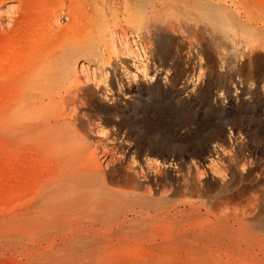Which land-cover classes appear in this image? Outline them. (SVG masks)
<instances>
[{"label": "rangeland", "instance_id": "rangeland-1", "mask_svg": "<svg viewBox=\"0 0 264 264\" xmlns=\"http://www.w3.org/2000/svg\"><path fill=\"white\" fill-rule=\"evenodd\" d=\"M228 1L234 3L235 7H239L240 9H238L244 15L252 16L264 23V0ZM243 2L246 3L245 6L240 5V3L244 4ZM27 4L23 8V13H16L15 11L19 8L17 0H0V32L7 31L5 36L0 37V45L5 43L6 50H4L7 52L9 61H7L5 72L9 80L13 77L15 64H17L15 62H18L23 44L27 43L26 51L30 52L40 41H44L50 36H56L60 42L65 43L74 39L78 34L77 39L82 40L86 37L89 18L97 17L100 13L98 9L90 7L87 0H29ZM59 5H62L60 7L64 9L61 11V25L64 26L68 23L72 27L74 23H77L76 34L70 27L71 29H68L65 36L62 34L57 36L55 31L47 27L52 10L57 9ZM118 7L119 0H117V6L114 4L113 9L102 13L106 20V39H109L113 47L110 48L109 53L107 52L108 57L106 55L109 60L106 59L103 64H99L96 59L81 62L77 73L78 86L68 85L71 93L74 94L81 88L87 91L90 108V115L84 117L85 119H79L77 128L78 134L82 138L79 136V143L74 142L76 144L69 149L70 153L72 152L73 155H78L79 152V155L92 154V159L97 164L100 163L99 165H102L104 169L109 167L113 171L112 174L116 175L115 180L117 178L120 180L109 183V186L113 187L115 191L134 190L137 194L145 193L147 182L145 183L143 180V175L146 174L148 179H151L150 183L154 182L155 178L162 179L166 189L171 185L175 187L181 181L182 176L188 178L191 176L189 179L193 182H199L200 185L202 183V191L199 195L196 191H193L196 193L194 194L192 191L180 190L171 196L169 205L172 206L175 203L177 205L186 201L200 204L208 195L219 192L218 187L221 179L238 180V175H235L238 174V169L237 171L234 168L229 169V161L236 159L235 162H238V158H240V166L247 164V168H254V171L258 173L264 170V90L261 88L264 85V48L248 49L243 56L239 52L235 53L237 51L231 49L230 45L228 46L226 43L223 45L217 42L222 44L220 47L225 48L224 50L222 48V52L221 48L217 51V48L212 44L204 43V47L197 44L192 45L189 38L170 33V35L167 34V37L173 43L169 42L166 47L161 46L156 41V37H152L149 43L137 26L130 24ZM69 10L75 11V19L70 22V17L67 16ZM170 20L172 19L170 18ZM201 37L200 35L199 38L201 39ZM148 43L149 48L152 46L151 51L146 46ZM240 44L237 47L242 50L241 46L244 47V44ZM15 46L16 49H14ZM193 46L194 49H192ZM147 48L148 50H145ZM214 51H221V54L226 51L224 54L227 58ZM234 53L235 57L239 56L235 58ZM221 56L224 62L221 60ZM241 56L243 57L241 58ZM200 60H203L202 63ZM82 64H84L83 69ZM225 64L227 65L225 66ZM142 65L146 66L142 67ZM138 66L141 68L140 70H136ZM144 68L146 72L143 70ZM107 73L109 79H106ZM9 80L3 84L0 82V97L3 98L7 93L8 100L12 102L14 93L10 90L7 92L8 84H12ZM253 81L255 82L254 88L250 86ZM27 127L32 129L34 122L33 124L29 122ZM6 134L0 132V189L5 187L8 180L12 181L13 188L23 184L25 195L18 200L27 198V201H31L35 196L34 193L36 194L43 187L52 183L60 173L52 158L53 152L57 149L55 147L53 151L52 148L55 145L53 142H48L50 137L41 135L37 137V134L30 133L22 139L23 141L21 140L22 142L13 139L7 144ZM81 140L83 143L86 140L88 142L81 147L78 146L81 144ZM15 141L20 145H15ZM44 142L47 145H44ZM110 156L113 157V160ZM129 169L131 172L135 170L136 179L139 181V186L135 189L127 185L120 176ZM115 183L119 185H115ZM244 183L250 195H264V180L259 184V187L258 184L255 187L248 181H244L242 184ZM169 187L168 189H170ZM261 201L264 208V198ZM39 218L43 219L35 216L28 222L20 221L17 227L28 228L37 240H40L42 236L46 237V235L57 237L50 229V221L43 219L45 222H40ZM65 220L67 223L65 232L73 231L75 228L76 231L79 229L82 232L89 229L90 221L79 213H71ZM174 223L175 220L165 216L148 220L145 224L152 227V231H154L157 225L167 227ZM262 231L264 232V230ZM262 231L255 230L256 233L260 232L259 235L264 236ZM112 242L114 247L113 243L111 245L105 243L104 245L108 246L103 248L101 247L104 246L102 245L104 241L100 244L92 243L93 249L88 251L78 264H151L155 260L159 261V264H206L204 261H200L197 256L183 254L177 246L171 248L170 245H166L165 249L159 250L151 247L147 241L139 237L121 235L113 239ZM57 243L60 242L57 241ZM258 244H251L248 247L243 245L241 248L234 245L215 246L210 253V259L207 258V260H211V264H246L253 255L263 252V245ZM43 247L50 250L52 239H45ZM84 247L86 248L81 245V248ZM91 248L88 245V249ZM157 253L158 255H156ZM45 255L38 258L44 259L48 253ZM6 263L41 264L42 262L37 263L34 258H29L23 253L14 256L7 253L0 264Z\"/></svg>", "mask_w": 264, "mask_h": 264}, {"label": "bare ground", "instance_id": "bare-ground-1", "mask_svg": "<svg viewBox=\"0 0 264 264\" xmlns=\"http://www.w3.org/2000/svg\"><path fill=\"white\" fill-rule=\"evenodd\" d=\"M28 1L17 0L19 8L15 12L23 13V8L28 5ZM87 1L90 7L98 9L100 13L97 17L89 18L85 33L86 37L82 40L77 39V23H74L72 27L68 23L64 26L61 25V11L64 9L60 7L62 5H59L57 9L52 10L51 14L49 13L47 27L55 31L57 36L60 34L65 36L71 27L74 29V34H76L75 38L64 43L60 42L56 36H50L48 39L40 41L35 49L30 52L26 51L27 43L23 44L20 51L21 58L19 57L18 62H15L17 64H15L13 77L10 80L9 77H6L5 72L9 62L7 52L5 51V43L0 45V82L3 84L9 80L12 84H8L7 92L10 90L14 93L12 102L8 100L7 93L3 98L0 97V132L7 133V144L13 139L17 142L21 141L30 133L37 134V137H39L38 135L50 137V141L48 142H53L55 145L54 147L52 145L53 151L55 147L57 149L53 152V156H51L56 169L60 172L57 177L53 174L56 177L54 181L43 187L41 191L36 194L34 193V198L32 200L29 199L31 201H27V198H25L26 200H18V198H22L25 195L23 184H20L17 188H13L11 186L12 181L8 180L5 183V187L3 186L0 189V263L7 253H10L11 256L23 253L29 258H34L37 263L78 264L82 261L85 254L93 249L92 243L100 244L104 241L102 245L105 243L111 245L113 243L112 240L116 237L127 235L139 237L147 241L151 247L159 250L165 249L166 245H170L171 248L177 246L183 254L197 256L200 258V261H204L206 264H211V260L209 261L207 258L210 259V253L215 246L234 245L241 248L243 245L248 247L251 244L256 245V243H259L263 245V252L255 254V256L253 255L246 264H264V236L259 235L260 232H255V230H264L262 229L264 227V208L261 205V199L264 198V195H250L247 192L248 188L246 184L244 183L245 186L242 184L244 181H248L255 187L258 184L259 187V184L264 180V170L258 173L254 171V168H247V164L240 166V158H238L239 161L237 159L238 162H235L236 159L235 161H229V169L232 170L234 168L235 171L238 169V174H235L238 175V180L226 181L221 179L218 187L219 192L208 195L205 200L199 201L200 204L194 201H186L177 205L175 203L172 206L169 205L171 196L180 192V190L184 192L196 191L199 195L202 191V183L200 185L198 182V185V183L189 179L191 176L189 178L182 176L181 181L175 187L172 185L168 186L170 189L167 187V190L166 185L161 181L162 179L155 178L154 182L150 183L149 180L151 179H148L146 174L143 175L144 179L142 178L145 180V183L147 182L145 193L137 194L134 190L127 192L115 191L113 187L112 189L109 186V183L116 182L118 178L115 180L116 175L112 174L113 171L109 167L104 169L101 165L102 168L99 165L100 163L97 164L92 159V154L86 155L84 153L85 155H79V152L78 155H73L71 154L72 152L70 153L69 149L80 141L77 128L79 119L86 118L90 108L87 91L81 88L74 94L73 92L71 93L68 85L78 86L77 73L79 72L81 62L96 59L99 64H103L108 59L106 55L110 52L112 44L109 39H106V20L102 13L113 9L114 4L117 6V0ZM245 4L240 3L243 6ZM238 8L235 7L234 3H229L228 0H119L118 7L129 20L130 24L132 23L133 26H137L140 33L147 38L149 43L152 37H156V41L161 46L166 47L169 42H172L167 37V34L170 33L189 38V42L192 45L197 44L204 47V43L212 44L217 48V51L220 48L222 51L223 47L220 46L225 43L228 46L230 45L231 49L233 48V50L237 51L235 53L239 52L242 55L248 49H263L264 23L252 16L244 15L239 10L240 8ZM67 14L70 17L69 22L75 19L74 10L67 11ZM166 17L169 18L167 19ZM170 18L174 20L172 21ZM6 34L7 31L3 30V32H0V37ZM200 35L202 36L201 39L199 38ZM217 42L222 44L220 45ZM149 43L148 45L146 44L148 48ZM240 43L244 44L245 49L242 47L243 45L241 46L242 50L237 47L238 44V46L241 45ZM148 48L145 50H148ZM14 49H16V46ZM192 49H194V46ZM10 51L13 52V50ZM217 51L214 52L217 54L221 52ZM224 53L221 55L225 56ZM235 53L234 57L236 56ZM200 61L202 63L203 60ZM81 66L83 69L84 64ZM82 69L80 70L81 72ZM140 69L139 66L136 68V70ZM143 70L146 72L145 68ZM105 76H107V79L108 73ZM91 98L93 97L91 96ZM68 109L70 110L69 113ZM29 122H32V124L34 122L32 129L27 127ZM42 138L44 140V137ZM17 142L14 144L20 145ZM87 142L86 140L83 143L81 140V144L77 145L82 147ZM10 144L12 145L11 142ZM44 145L47 144L45 143ZM225 149L227 150V148ZM9 161L8 163H10ZM18 163L21 164L19 161ZM129 171L119 175L127 185L135 189V187L139 186V181L136 179L135 170L134 172ZM115 185L119 184L115 183ZM250 187L252 188V186ZM16 200L18 201L16 202ZM71 213H79L83 218L89 220V229L82 232L78 228L76 231L75 228L73 231H69L68 229L70 234L69 232H65L67 224L65 218L67 219ZM35 216L42 217L45 221H50V229L57 237L46 235V237L42 236L40 240H37L28 228L17 227L20 221L28 222L30 218ZM165 216L175 220V223L167 227L157 225L154 231H152V227L145 224L148 220ZM43 219L39 218L38 221L45 222ZM261 233L264 234L263 231ZM48 238L52 239V248L50 250L43 247L45 239ZM57 241L60 243L58 244ZM81 245L86 246V248H81ZM88 245L92 248L88 249ZM106 246L108 245H104L101 248ZM79 252L82 253L79 254ZM46 253H48L46 258H38L46 256ZM69 259L74 262H69ZM158 262L155 260L151 264H159Z\"/></svg>", "mask_w": 264, "mask_h": 264}, {"label": "clouds", "instance_id": "clouds-1", "mask_svg": "<svg viewBox=\"0 0 264 264\" xmlns=\"http://www.w3.org/2000/svg\"><path fill=\"white\" fill-rule=\"evenodd\" d=\"M252 88H254L255 87V82L253 81V82H251V85H250ZM261 88H262V90H264V85H262L261 86Z\"/></svg>", "mask_w": 264, "mask_h": 264}]
</instances>
